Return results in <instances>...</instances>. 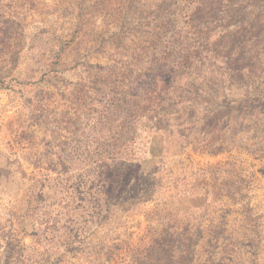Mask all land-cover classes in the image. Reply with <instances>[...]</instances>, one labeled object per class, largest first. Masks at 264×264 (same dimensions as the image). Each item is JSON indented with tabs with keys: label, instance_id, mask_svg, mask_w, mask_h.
Returning <instances> with one entry per match:
<instances>
[{
	"label": "rangeland",
	"instance_id": "374dc122",
	"mask_svg": "<svg viewBox=\"0 0 264 264\" xmlns=\"http://www.w3.org/2000/svg\"><path fill=\"white\" fill-rule=\"evenodd\" d=\"M262 67L264 0H0V264H264Z\"/></svg>",
	"mask_w": 264,
	"mask_h": 264
},
{
	"label": "trees",
	"instance_id": "16d2710c",
	"mask_svg": "<svg viewBox=\"0 0 264 264\" xmlns=\"http://www.w3.org/2000/svg\"><path fill=\"white\" fill-rule=\"evenodd\" d=\"M200 17L201 16L196 15V18L198 19V21H197L198 24L201 23V21H199L201 19ZM190 21L195 22L192 20H190ZM173 55L175 57V54H173ZM172 61H174V63H173L174 66H172V70H175L177 73L178 72L182 73L183 71H188L187 68H188L189 64L186 66H182L180 63H175L174 58H172L171 62ZM210 66H211V64H210ZM224 68H225V66L223 68H221V66H219L217 69L206 70V74L210 73V75L209 76L203 75L202 79H205V83L199 82L198 85H202V87H205V90L207 88L213 89V87H215L217 89L220 86L219 84L223 83L222 81H224V79H222L224 77V75H223ZM262 68H264V67H262ZM201 70H204V69H201ZM207 71H209V72H207ZM258 72H260V70H258ZM262 72H264V71H262ZM156 75H157V77L162 76V78H164V76H163L164 73L162 71L157 70ZM214 79H216L218 81L215 82ZM225 80H229V79H225ZM156 81H158V80H154L155 85L157 84V83H155ZM248 83H250V80L245 79V81H240L239 83L234 84L233 87H229L230 92H231V90H234V89H238L240 91H245V95H238V94H235L232 92L233 95H232V98L230 99L232 105L229 108L230 109L229 114L231 116H233V120L235 118H236V120H239V119L243 120V119H246L247 117H250V119L252 117L258 118V117H261L262 114L264 113V92L261 95L255 92L254 93L255 97H245L249 92V91H246L247 88L251 87L248 85ZM203 89L204 88H202L201 90L203 91ZM162 92H164V94H166L168 96L169 95L168 86L165 85V86L159 87L158 92H156V89H155L154 95H149V99L152 102H155L156 113H157V110H163L164 111L165 106H170L171 108L172 107L173 108H177V107L182 108L183 107V105H181V104H183V102H185L184 99L179 100L178 96H175V98L170 96L171 98L166 99V98L162 97V94H161ZM251 94H253V93H251ZM166 100H168L169 102L166 103ZM133 101H135V103H136L137 100H133ZM183 110H187V111L194 112V113H196V111H199V109L194 108L192 106V104H189V106H185L183 108ZM160 114H161V118H162L161 120H165V119L167 120V118H169V117H164L166 115L165 112L164 113L162 112ZM178 139H180V138L178 137Z\"/></svg>",
	"mask_w": 264,
	"mask_h": 264
}]
</instances>
